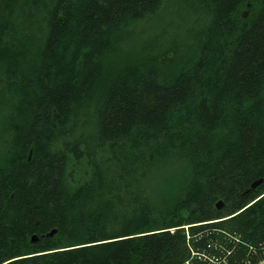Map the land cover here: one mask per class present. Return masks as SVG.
<instances>
[{
  "label": "trees",
  "instance_id": "obj_1",
  "mask_svg": "<svg viewBox=\"0 0 264 264\" xmlns=\"http://www.w3.org/2000/svg\"><path fill=\"white\" fill-rule=\"evenodd\" d=\"M263 252L264 0H0V264Z\"/></svg>",
  "mask_w": 264,
  "mask_h": 264
},
{
  "label": "rangeland",
  "instance_id": "obj_2",
  "mask_svg": "<svg viewBox=\"0 0 264 264\" xmlns=\"http://www.w3.org/2000/svg\"><path fill=\"white\" fill-rule=\"evenodd\" d=\"M166 20H169V18L163 17V18L158 19L157 21L153 19L154 23L157 26H162ZM134 34H136V36L138 37L137 40H142V39H144L145 35L152 34V29L150 28L149 25L145 26L144 24L140 23V24L136 25V27L134 29ZM132 42H133V40L132 41H126V42H123L121 45H118L119 42L114 41V42H112V45L115 47H116V45H118L120 50H122V48H123L125 50V52H130V50L135 47V46H132ZM123 55H125V54H121V56H123ZM140 58H141V60H143L144 56H140ZM112 62H113V56L111 54L102 58V70H103L104 74H108V73H110L111 75L116 74L114 72V68H113V67H116V64H113ZM140 62H143V61H140ZM95 87H96V84H95ZM220 204L221 205L219 207H224L222 202Z\"/></svg>",
  "mask_w": 264,
  "mask_h": 264
},
{
  "label": "water",
  "instance_id": "obj_3",
  "mask_svg": "<svg viewBox=\"0 0 264 264\" xmlns=\"http://www.w3.org/2000/svg\"><path fill=\"white\" fill-rule=\"evenodd\" d=\"M262 180L260 179V180H257V181H254L253 183H251V185H250V187L251 188H254L259 182H261ZM248 190V189H247ZM221 200H219L218 201V203H217V206L219 207L221 204ZM56 232V230L55 229H52L50 232H48L47 233V235L48 236H52L54 233ZM36 237H32L31 238V241H36ZM255 264H264V259H262V260H260V261H258L257 263H255Z\"/></svg>",
  "mask_w": 264,
  "mask_h": 264
},
{
  "label": "built area",
  "instance_id": "obj_4",
  "mask_svg": "<svg viewBox=\"0 0 264 264\" xmlns=\"http://www.w3.org/2000/svg\"><path fill=\"white\" fill-rule=\"evenodd\" d=\"M185 228L187 229V228H188V225H186ZM192 253H193V252H192ZM263 253H264V252H263ZM187 263H188V261H187ZM247 263H249V261H247Z\"/></svg>",
  "mask_w": 264,
  "mask_h": 264
},
{
  "label": "flooded vegetation",
  "instance_id": "obj_5",
  "mask_svg": "<svg viewBox=\"0 0 264 264\" xmlns=\"http://www.w3.org/2000/svg\"><path fill=\"white\" fill-rule=\"evenodd\" d=\"M247 189V188H246ZM250 191V190H249ZM248 190H246V193H248L249 192Z\"/></svg>",
  "mask_w": 264,
  "mask_h": 264
}]
</instances>
